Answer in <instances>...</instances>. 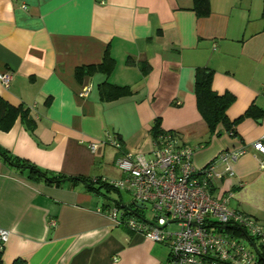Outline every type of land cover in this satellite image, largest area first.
<instances>
[{"label":"crops","instance_id":"0c3cea01","mask_svg":"<svg viewBox=\"0 0 264 264\" xmlns=\"http://www.w3.org/2000/svg\"><path fill=\"white\" fill-rule=\"evenodd\" d=\"M209 1L208 15L198 16L192 0H0V74L13 76L0 97L31 119L17 114L0 129V148L50 178H76L31 179L0 157V227L9 232L0 264H166L168 245L98 213L107 204L77 178H122L106 135L148 155L155 118L194 147L197 168L264 135V0ZM105 50L111 72L77 79L75 69L102 63ZM202 67L215 92L233 97L225 114L234 134L218 124L209 137L194 94ZM104 84L128 93L106 100ZM83 85L90 90L80 95ZM262 159L249 149L213 194L264 227Z\"/></svg>","mask_w":264,"mask_h":264},{"label":"built area","instance_id":"2783aa9c","mask_svg":"<svg viewBox=\"0 0 264 264\" xmlns=\"http://www.w3.org/2000/svg\"><path fill=\"white\" fill-rule=\"evenodd\" d=\"M12 78L10 72H2L0 84L8 87ZM89 90L83 85L80 95ZM156 135L148 155L122 151L119 137L106 135L104 143L120 153L116 163L123 177L102 181L127 192L131 202L112 200L97 212L152 242L168 245L166 264H256L247 238L233 229L227 231V226L243 229L262 246L264 227L245 212L230 208L227 195H214L213 183L232 175V163L249 149L264 156V135L250 145L220 151L202 168L193 164L194 147L183 143L178 134L162 129ZM89 148L94 152L96 143ZM259 166H264V159ZM147 205L150 216L138 214ZM55 224L51 218L50 226ZM8 238V230L0 227V252Z\"/></svg>","mask_w":264,"mask_h":264},{"label":"trees","instance_id":"16d2710c","mask_svg":"<svg viewBox=\"0 0 264 264\" xmlns=\"http://www.w3.org/2000/svg\"><path fill=\"white\" fill-rule=\"evenodd\" d=\"M193 2V10L198 16H207L210 11V1L209 0H192ZM262 12H264V8H262ZM264 15V13H262ZM114 60L110 58L108 55L107 50H105L103 61L98 65L88 66L83 65L77 67L75 69V76L77 79H81L84 75L90 74L93 69L97 68L98 70L109 73L113 68ZM211 75L212 71L208 68H198L195 74V83H194V94L196 99V107H198V111L201 114L202 118L205 119L207 126L209 137L213 136L215 132V128L218 124H223L226 131H231V134H234L232 131V124L229 118H227L225 112L228 104L232 101L233 97L230 94H218L211 88ZM128 93V88L123 86L117 85H102L100 94L102 98L108 99H115L119 98L120 95ZM17 114L22 116L23 120L29 123L31 120L28 115V111L23 109L21 105L13 107L11 104L7 103L4 99L0 97V129L7 130L13 121V119L17 116ZM162 128H160V121L159 118H155L154 123L151 127V135L153 139L157 136L156 134L160 132ZM121 142V141H120ZM122 147V145H121ZM124 149H122L123 151ZM0 157L10 165L17 169H26L28 172V177L33 178H43L47 181L57 183L63 179L74 180L75 177H65L63 175H59L56 178H50L47 176V173L36 167L34 164H29L24 160L17 159L8 155L6 150L0 148ZM81 181L85 187L89 190H92L96 193L102 192V187L112 190L106 182L102 181V178L98 177L94 181L88 178H77ZM117 190V189H114ZM234 230L235 234L246 237L249 244L253 242L256 247L258 248V252L255 253L256 255V264H264V246L260 243L258 244L254 238L250 235H247L246 232L241 228H233L227 226V231ZM12 264H26L25 260L23 259H14Z\"/></svg>","mask_w":264,"mask_h":264},{"label":"rangeland","instance_id":"374dc122","mask_svg":"<svg viewBox=\"0 0 264 264\" xmlns=\"http://www.w3.org/2000/svg\"><path fill=\"white\" fill-rule=\"evenodd\" d=\"M119 196L121 201L126 204V203H130V197L129 195L127 194V192H122L121 191V194H119L116 190L112 189V190H109V189H106L104 187H102V192H101V195H99V198L101 199V201L105 204H110L112 202V200H117L119 199ZM147 208L143 209V211H140L142 213H144L147 217L150 216V212H149V206L147 205L146 206ZM139 213V212H138ZM173 228L176 229V226L174 225H171Z\"/></svg>","mask_w":264,"mask_h":264},{"label":"water","instance_id":"95a60500","mask_svg":"<svg viewBox=\"0 0 264 264\" xmlns=\"http://www.w3.org/2000/svg\"><path fill=\"white\" fill-rule=\"evenodd\" d=\"M138 207L141 205H137ZM251 247L253 248L254 252L257 253L258 252V248L256 247V245L253 242H250Z\"/></svg>","mask_w":264,"mask_h":264}]
</instances>
